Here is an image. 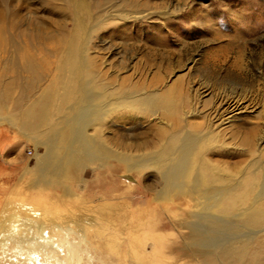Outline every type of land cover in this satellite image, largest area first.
<instances>
[{"label":"rangeland","instance_id":"rangeland-1","mask_svg":"<svg viewBox=\"0 0 264 264\" xmlns=\"http://www.w3.org/2000/svg\"><path fill=\"white\" fill-rule=\"evenodd\" d=\"M3 95L0 264H264V0H0Z\"/></svg>","mask_w":264,"mask_h":264},{"label":"bare ground","instance_id":"bare-ground-1","mask_svg":"<svg viewBox=\"0 0 264 264\" xmlns=\"http://www.w3.org/2000/svg\"><path fill=\"white\" fill-rule=\"evenodd\" d=\"M2 50L4 53L7 52L6 48H4ZM15 51H16V49H15ZM204 93H206V91H204ZM7 101H8L7 96L3 95L2 99L0 100V104L3 102L6 103ZM221 102H222V104L219 106V109L216 112V116H218V117L220 116V119L221 118L223 119L222 122L223 121H229L234 116H236L237 113L239 114L240 112L246 111V110H251V112H252V109H253V107L250 105V103H248L247 101H244V100L240 101L238 99H228V100L221 101ZM251 112H249V113H251ZM255 131H256L255 127L247 128V131L244 132V136H243V140H242L244 144L251 143V141L255 135ZM171 143L174 147L172 155H183L184 156V155H189L190 150L194 151V147L191 145V143H193V141L190 138H187L184 136L181 137V135H180V137L175 136V137H172ZM183 161L184 160H182V159H178L176 164L170 166V168L168 169L169 172L172 173L173 175H175V170L177 168L179 169V168L185 166ZM188 164L191 165L190 161H188ZM192 166L194 167L193 163H192ZM197 166H198V164H197ZM197 166H195V168ZM251 185H252V182H249L246 186L251 187ZM234 189L235 188H230V189L228 188V189H225L224 191H222V197L224 199H227L230 202V203H228V205H226L227 208L225 207L227 211L231 210L230 209L231 205H232L231 202L234 199H236V197L238 195H239L238 199L241 198L243 200H246V198L247 197L249 198V196L251 195L249 192L248 193L246 192V193L238 194L236 196ZM211 191H213V190H210V189L207 190L206 189L201 193H202V195L210 196ZM219 194L220 193H213V195H219ZM28 229L20 231V232L18 231L17 233H12L8 230L0 229V239H2V241L4 240L7 242H9V241L12 242L15 245L16 251L18 253H24L25 252L28 257H30L31 252L34 253V252L46 251L48 246H46V244L45 245H43V244H44V242L45 243H48V242L46 241V239H44L43 234L41 233V227L35 225L33 228L34 230H28ZM50 251L53 252L54 251L53 248L52 249L50 248ZM32 259L34 260V256L32 257ZM60 264H62V263H60ZM255 264H257V263H255Z\"/></svg>","mask_w":264,"mask_h":264}]
</instances>
